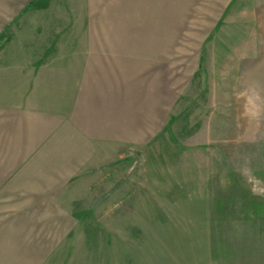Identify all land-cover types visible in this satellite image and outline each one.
<instances>
[{
  "label": "crops",
  "instance_id": "obj_1",
  "mask_svg": "<svg viewBox=\"0 0 264 264\" xmlns=\"http://www.w3.org/2000/svg\"><path fill=\"white\" fill-rule=\"evenodd\" d=\"M44 1L0 0V41L13 26L0 49V264H118L128 253L112 226L85 224L70 191L110 146H147L163 135L181 97L179 81L166 89V0H84L81 36H47L38 16L68 25L69 0L49 1L60 12ZM179 8L173 0V14ZM133 12L156 24L157 36H118L112 25L134 24ZM212 20L206 36L243 22L227 34L218 64L264 105V0H222ZM202 51L208 57L209 49L188 51L190 73ZM210 200L218 202L200 243L185 236L192 226H176L171 264H264V194Z\"/></svg>",
  "mask_w": 264,
  "mask_h": 264
},
{
  "label": "rangeland",
  "instance_id": "obj_2",
  "mask_svg": "<svg viewBox=\"0 0 264 264\" xmlns=\"http://www.w3.org/2000/svg\"><path fill=\"white\" fill-rule=\"evenodd\" d=\"M49 1L43 5L52 4L60 12L59 5ZM54 1L61 7L68 0ZM221 1L179 0L177 16L173 0H166V89L179 81L181 97L169 113L163 135L147 146H110V153L88 163L70 191L77 198L73 208L85 224L112 226V239L128 253L118 264L125 260L145 264V259L149 264L162 260L171 264L172 240L179 235L174 233L176 226H192V233L185 236L195 235L200 243L201 232L209 225L210 204L218 202L210 199L220 194H264V105L254 104L247 94L252 90L237 87L238 74L223 73L218 64L227 34L244 28L243 22L224 31L218 25L206 36ZM68 6V25L64 18L38 16L43 21L39 28L47 36H81L84 29L87 33L88 25L80 24L84 0H69ZM135 13L134 24L112 25L118 36H157L156 24H146L144 17L136 21ZM12 27L2 35L7 38L0 41L2 50L13 36ZM200 48L209 49L208 57L202 51L197 71L190 73L188 51ZM178 54L179 64L173 56Z\"/></svg>",
  "mask_w": 264,
  "mask_h": 264
}]
</instances>
